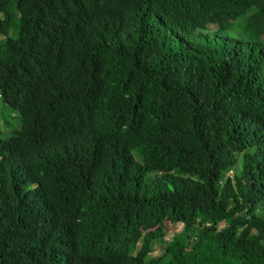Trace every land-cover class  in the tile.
I'll list each match as a JSON object with an SVG mask.
<instances>
[{
	"label": "trees",
	"instance_id": "1",
	"mask_svg": "<svg viewBox=\"0 0 264 264\" xmlns=\"http://www.w3.org/2000/svg\"><path fill=\"white\" fill-rule=\"evenodd\" d=\"M0 118V264H264V0H0Z\"/></svg>",
	"mask_w": 264,
	"mask_h": 264
},
{
	"label": "rangeland",
	"instance_id": "2",
	"mask_svg": "<svg viewBox=\"0 0 264 264\" xmlns=\"http://www.w3.org/2000/svg\"><path fill=\"white\" fill-rule=\"evenodd\" d=\"M2 122V119L0 118V123ZM176 228L177 230L180 229V225L174 227ZM174 229H170L169 233H168V237L170 236L171 232L173 231ZM152 254H156V251H154Z\"/></svg>",
	"mask_w": 264,
	"mask_h": 264
}]
</instances>
